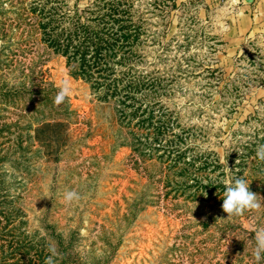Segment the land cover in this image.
<instances>
[{
  "label": "rangeland",
  "instance_id": "374dc122",
  "mask_svg": "<svg viewBox=\"0 0 264 264\" xmlns=\"http://www.w3.org/2000/svg\"><path fill=\"white\" fill-rule=\"evenodd\" d=\"M43 1L109 34L129 25L133 100L162 107L189 157L206 160L184 170L203 184L246 173L264 198V0H0V264H45L49 247L54 264H264V200L227 219L220 187L180 196L183 164L135 151L139 118L123 123L43 41ZM63 80L72 95L57 106ZM67 190L81 200L64 202Z\"/></svg>",
  "mask_w": 264,
  "mask_h": 264
},
{
  "label": "trees",
  "instance_id": "16d2710c",
  "mask_svg": "<svg viewBox=\"0 0 264 264\" xmlns=\"http://www.w3.org/2000/svg\"><path fill=\"white\" fill-rule=\"evenodd\" d=\"M39 3L43 4L32 5V12L38 16L42 39L56 53L66 57L70 74L88 82L94 92H98L102 101H114L123 118V123L130 126L139 118L135 124L140 131L138 135L135 132L133 144L135 151L149 149V153H157L164 150L173 157L171 165L168 164L169 167H178L177 164L182 163V170L188 167L195 168L196 164H199L200 172L207 169V165L204 164L206 160L204 159L201 163L203 157L200 158L198 155L189 157L188 152L191 148L184 149L180 146L178 138L182 136L174 131L171 120L162 119V116H167L162 107H159L160 110L157 111L155 108L157 103L144 105V102L133 100L136 86V81L132 79L133 67L128 66L127 69H123L128 64L125 53H122L126 48L129 49L131 45L129 38L134 35L133 32L128 33L129 25L120 26L118 32L109 34L104 28L99 29L92 25L91 20L82 19L78 12L71 16H67L65 12L61 16L58 7H48L45 1ZM119 55L120 58L117 59ZM102 89L104 92H99L103 91ZM170 135L173 136L172 139L168 138ZM213 165L215 164H208V166ZM220 167L221 164H216V168ZM181 176L186 178L184 183L172 186L180 196L193 188L199 190L204 188L208 193H212L219 187L225 190L222 182L209 181L203 184L199 178L187 173L186 170ZM191 180L195 182L189 183Z\"/></svg>",
  "mask_w": 264,
  "mask_h": 264
},
{
  "label": "clouds",
  "instance_id": "9594fccd",
  "mask_svg": "<svg viewBox=\"0 0 264 264\" xmlns=\"http://www.w3.org/2000/svg\"><path fill=\"white\" fill-rule=\"evenodd\" d=\"M233 6L240 3V0H230ZM72 95V88L68 80H63L60 84L59 91L57 92L54 103L59 106L64 103L65 100ZM256 156L264 161V145H258L256 149ZM239 163V160L236 161ZM223 172L227 175L232 172L230 168L225 167ZM246 173L237 178V176L232 178H226L222 181L225 186V191L223 192V203L222 210L228 214L227 219L232 217L242 216L246 211H258L261 209V200L264 198L259 197L257 194L250 191V185L245 178ZM207 195V194H206ZM64 202L72 204L73 202H79L81 200V195L76 190H67L63 194ZM256 246L253 250L254 259L259 262L262 257H264V228H259L255 233ZM48 251L51 253L46 260L45 264H54V257L57 255L55 247H49Z\"/></svg>",
  "mask_w": 264,
  "mask_h": 264
}]
</instances>
